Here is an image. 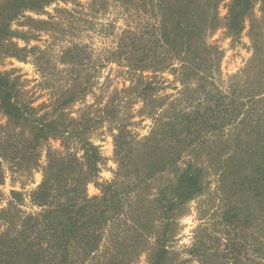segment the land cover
<instances>
[{
    "label": "rangeland",
    "instance_id": "1",
    "mask_svg": "<svg viewBox=\"0 0 264 264\" xmlns=\"http://www.w3.org/2000/svg\"><path fill=\"white\" fill-rule=\"evenodd\" d=\"M213 1L43 0L49 3L14 12L24 0H0V21L14 32L2 41L0 74L8 79L16 100L27 105L34 118L68 124V133L85 122L92 127L79 137L51 138L36 151L35 160L22 162L25 144L21 152L16 143L25 141L19 127L0 110V234L14 236L27 215L40 212L32 194L42 183L50 158L72 155L83 164V142H87L99 154L96 177L85 186L89 198L99 196L113 181L117 189L130 181L134 186L141 141L181 113H201L224 100L233 103L240 115L234 126L204 135L201 148L217 151L226 144L225 155L212 154L211 161L207 151H201L191 159L203 168V191L168 212L172 223L162 234L161 211L152 201L177 173L168 170L138 185L129 197L128 219L122 221L124 215L119 224L109 226L110 231L106 228L99 251L87 264H152L157 241L167 252L165 264H234L227 244L232 238H247V228L240 235L222 221L219 173L211 164L228 158L243 113H247V140L257 123L264 125V15L255 2L243 30L233 36L224 24L229 0ZM214 14L220 23L212 25ZM194 17L198 28L189 25ZM181 18L187 26L179 24L172 30V22ZM24 128L27 138L30 129ZM119 131L132 140L131 152L126 148L115 153L113 136ZM188 160L189 156L183 157L181 166ZM122 196L128 198L126 193ZM165 198L173 196L166 191ZM138 213L143 214V223L133 226L130 217ZM252 231L253 236L260 234ZM203 245L206 258L200 257ZM245 246L237 264H264L252 248L247 252V242Z\"/></svg>",
    "mask_w": 264,
    "mask_h": 264
},
{
    "label": "trees",
    "instance_id": "2",
    "mask_svg": "<svg viewBox=\"0 0 264 264\" xmlns=\"http://www.w3.org/2000/svg\"><path fill=\"white\" fill-rule=\"evenodd\" d=\"M170 1L179 3L185 0ZM198 1L200 0H186L189 3ZM222 1L214 0L213 2ZM255 2H259L260 11L264 15V0H229L228 13L224 22L229 34L235 36L243 30L244 21ZM43 3L49 2L24 0L16 6L14 12L21 8L38 9L43 6ZM194 7L198 8L196 5ZM182 19L172 22V30H177L179 24L186 25L187 21ZM194 19L195 17L191 18L189 25L198 28ZM209 21L212 25L220 23L217 14L212 15ZM0 25L2 27L0 29L1 48L4 37L11 36L14 32L9 30L7 23L2 24L0 21ZM191 31L194 32L193 29ZM186 36L189 38L187 33ZM0 110L10 122L19 127L21 140L25 141L24 143L18 140L16 143L21 145L19 146L21 152L22 145L25 144L26 154L19 158L20 161L23 160L22 162L35 160L36 151L51 138L63 134L79 137L92 129L91 125L88 126L85 122L80 127L73 126L68 133V124L60 126L58 120L34 118L33 111L16 100L14 90L3 74H0ZM203 113H208L211 117L203 119ZM239 115L240 111L233 106V103L227 104L224 100L223 102L217 100L204 108L201 113L197 111L181 113L180 121L178 118L161 123L139 143L142 149L136 154L137 164H134L133 170L136 184L133 186L130 181L126 189H117V184L113 181L102 188L99 196L91 198L87 196L85 186L97 174L96 163L99 160V154L94 146L83 142L86 161L85 163L83 160V164L77 163L72 155H66L64 159H58L55 156L50 158L44 179L32 194L33 202L41 208L40 212L36 215H27L21 221L20 229L14 236L0 234V264L89 263L100 249L106 228L110 231L109 226L119 224L120 218L124 215L122 221L128 219L129 213L126 209L131 206L129 197L136 187L146 184L158 174L171 170L177 173L171 181L172 184L162 189L159 192L160 196L152 201L161 211L158 223L162 234H165L173 217L168 215V212L178 205L185 204L203 191V168L194 164L191 159L197 157L201 151H207L206 156L211 161L214 160L212 154L216 158L226 154L228 147L226 144L221 145L217 151L201 148L206 143L204 135L207 133L211 136L216 135L226 127L234 126ZM62 116L64 115L61 114ZM246 120L247 113H243L235 125L239 134L230 141L232 151L228 158L221 163L211 164L216 166L215 170L219 173L218 193L221 203L223 202L220 206L222 221L225 225L231 226L234 233L238 230L240 235L241 231L247 228V238L243 240L232 238L227 244V255L233 259L234 264H237L240 259L241 251L246 249V242L247 252L252 248L253 252L264 259V256L260 255L264 252V125L257 123L254 129L250 130L249 140H247ZM27 125L30 130L26 138L24 127ZM113 141L115 153L123 152L126 148L128 152L132 151L130 149L132 140H128L123 131L113 136ZM186 156H189L190 160L182 167L180 161ZM68 177L71 178L70 186L67 184ZM166 191L171 193L172 200L165 198ZM124 193L128 194V198L122 196ZM12 194L14 197L19 196L18 193ZM147 214L148 212L144 215ZM142 215L139 213L131 215L133 226L143 223ZM252 230L260 234L253 236ZM199 248H202L200 257L206 258L207 249L204 245ZM195 249L197 253H200L198 248ZM152 253V264H165L167 252L160 242L157 241Z\"/></svg>",
    "mask_w": 264,
    "mask_h": 264
}]
</instances>
